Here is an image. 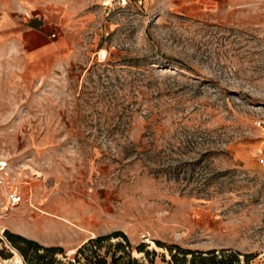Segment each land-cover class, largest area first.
I'll use <instances>...</instances> for the list:
<instances>
[{
    "label": "rangeland",
    "instance_id": "obj_1",
    "mask_svg": "<svg viewBox=\"0 0 264 264\" xmlns=\"http://www.w3.org/2000/svg\"><path fill=\"white\" fill-rule=\"evenodd\" d=\"M4 230L264 264V0H0V264H36Z\"/></svg>",
    "mask_w": 264,
    "mask_h": 264
},
{
    "label": "trees",
    "instance_id": "obj_2",
    "mask_svg": "<svg viewBox=\"0 0 264 264\" xmlns=\"http://www.w3.org/2000/svg\"><path fill=\"white\" fill-rule=\"evenodd\" d=\"M4 234L7 237V239L13 244L14 247H16L20 253L22 254V256L24 258H28L29 254L28 251H31L32 256L34 257V260L36 262V264H55L54 263V258L53 255L57 252V251H61V248L58 247H54V246H42L40 244H38L37 242L25 238L23 236H20L18 234H14L12 232H9L7 230H4ZM110 236L113 237H122L124 239H126V235L122 232V231H115L111 234H107V235H102V236H98L95 237L93 239H89L87 242H85L84 244H82L78 249H77V253L78 254H82L85 255V258H89L90 255L88 254H96L97 250L96 248H99L100 246V242L104 239L109 238ZM92 243H94L95 246H97L95 249L91 248ZM128 246L127 242L125 244H123L122 242H118L116 244V248L118 251L122 252V254L127 253L126 252V247ZM176 249L178 250V252L187 254V253H199L198 255V263L197 264H248V258L245 259L244 263H241V261L238 258V253L237 252H233V253H227V250L225 249H221V250H215V249H208L205 251H193V250H189V249H183L180 248L178 246H175ZM171 248V247H169ZM136 249L138 252H144V254L146 255V257H148V261L147 262H139L138 259H132L126 263L123 264H155L154 260L151 258V255H154V252H149L148 250H144V244H139L138 246H136ZM171 253V250H169ZM120 254V255H122ZM49 256V259L44 261V258L46 256ZM171 258H174V263L176 264H181L179 262H177L176 258H175V254H170ZM121 257V256H119ZM247 257V256H244ZM195 258L192 259V261L189 264H196L194 261ZM95 264H106V259H101V260H97V262ZM112 264H119V262L117 261V258H113L112 259ZM167 264H172L171 262H168Z\"/></svg>",
    "mask_w": 264,
    "mask_h": 264
},
{
    "label": "built area",
    "instance_id": "obj_3",
    "mask_svg": "<svg viewBox=\"0 0 264 264\" xmlns=\"http://www.w3.org/2000/svg\"><path fill=\"white\" fill-rule=\"evenodd\" d=\"M22 201V196L16 191H11L7 195V204L9 208L17 206Z\"/></svg>",
    "mask_w": 264,
    "mask_h": 264
},
{
    "label": "bare ground",
    "instance_id": "obj_4",
    "mask_svg": "<svg viewBox=\"0 0 264 264\" xmlns=\"http://www.w3.org/2000/svg\"><path fill=\"white\" fill-rule=\"evenodd\" d=\"M100 54L101 55H103V56H105V50H101L100 51ZM153 247H154V244H153ZM14 264H23L22 262H21V260L18 258L15 262H14Z\"/></svg>",
    "mask_w": 264,
    "mask_h": 264
},
{
    "label": "crops",
    "instance_id": "obj_5",
    "mask_svg": "<svg viewBox=\"0 0 264 264\" xmlns=\"http://www.w3.org/2000/svg\"><path fill=\"white\" fill-rule=\"evenodd\" d=\"M89 237L91 238V236H88V238H89ZM83 241H84V240H83Z\"/></svg>",
    "mask_w": 264,
    "mask_h": 264
}]
</instances>
